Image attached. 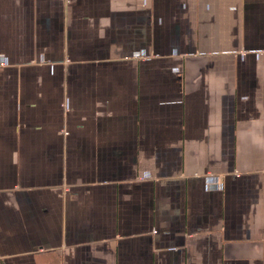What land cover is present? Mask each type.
<instances>
[{
    "label": "crops",
    "instance_id": "crops-1",
    "mask_svg": "<svg viewBox=\"0 0 264 264\" xmlns=\"http://www.w3.org/2000/svg\"><path fill=\"white\" fill-rule=\"evenodd\" d=\"M4 60L0 264H264V0H0Z\"/></svg>",
    "mask_w": 264,
    "mask_h": 264
},
{
    "label": "built area",
    "instance_id": "built-area-1",
    "mask_svg": "<svg viewBox=\"0 0 264 264\" xmlns=\"http://www.w3.org/2000/svg\"><path fill=\"white\" fill-rule=\"evenodd\" d=\"M5 64H7V61H0V65L2 66V65H5ZM65 107H66V109H68L69 108V100H66V102H65Z\"/></svg>",
    "mask_w": 264,
    "mask_h": 264
}]
</instances>
